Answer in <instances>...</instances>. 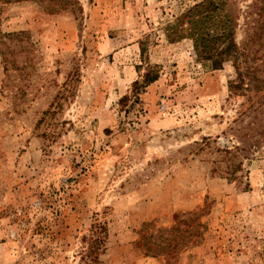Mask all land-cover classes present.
Returning a JSON list of instances; mask_svg holds the SVG:
<instances>
[{
	"label": "rangeland",
	"instance_id": "obj_1",
	"mask_svg": "<svg viewBox=\"0 0 264 264\" xmlns=\"http://www.w3.org/2000/svg\"><path fill=\"white\" fill-rule=\"evenodd\" d=\"M202 1L0 0V264H264L259 95L167 37Z\"/></svg>",
	"mask_w": 264,
	"mask_h": 264
},
{
	"label": "trees",
	"instance_id": "obj_2",
	"mask_svg": "<svg viewBox=\"0 0 264 264\" xmlns=\"http://www.w3.org/2000/svg\"><path fill=\"white\" fill-rule=\"evenodd\" d=\"M10 1V0H5ZM67 5L65 0H53L52 7ZM249 12L244 16L250 24H244L250 35L241 45L235 41V31L240 17L239 9L230 0H204L176 18L175 25L168 29L170 40H190L195 57L200 63H209L213 70L221 69L224 64L230 63L234 70V78L228 82L229 92L232 95H259V106L264 107V61L253 64L257 53L253 50L255 38L264 34V0H254ZM236 13V14H235ZM255 17V18H254ZM21 34L7 35L8 40L19 38ZM4 38V37H3ZM0 45L6 46L0 38ZM1 53V52H0ZM4 65L7 61L4 54H0ZM7 67H5V70ZM157 80L156 74L150 70L142 76L141 82L132 86V95H137L145 86ZM127 98L120 102L125 107ZM246 152L240 146L224 148L222 162L225 163L226 174L232 176L237 168V161Z\"/></svg>",
	"mask_w": 264,
	"mask_h": 264
}]
</instances>
